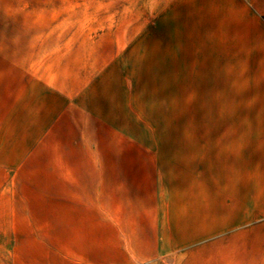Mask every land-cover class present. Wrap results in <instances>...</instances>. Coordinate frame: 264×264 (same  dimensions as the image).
<instances>
[{
  "label": "rangeland",
  "instance_id": "obj_1",
  "mask_svg": "<svg viewBox=\"0 0 264 264\" xmlns=\"http://www.w3.org/2000/svg\"><path fill=\"white\" fill-rule=\"evenodd\" d=\"M0 30V264H264V0H0Z\"/></svg>",
  "mask_w": 264,
  "mask_h": 264
},
{
  "label": "crops",
  "instance_id": "obj_2",
  "mask_svg": "<svg viewBox=\"0 0 264 264\" xmlns=\"http://www.w3.org/2000/svg\"><path fill=\"white\" fill-rule=\"evenodd\" d=\"M1 31V30H0ZM1 36V33H0ZM2 60V56L0 55V61ZM4 61H9V58L6 56L3 58ZM1 89V83H0ZM0 105V237H1V222H2V214H1V192H2V184H1V173L3 172H11V167L15 168L16 165V98H14L13 102L10 105H5L3 101ZM11 181H9L8 191L15 189L14 183L11 186ZM6 189V188H4ZM10 194V193H9ZM15 194V193H14ZM14 203L15 198H8V205ZM11 218V215L9 214ZM8 217V218H9ZM58 221V232L61 238L65 237L64 234V223L65 215L64 213L61 215H57ZM60 223V224H59Z\"/></svg>",
  "mask_w": 264,
  "mask_h": 264
}]
</instances>
